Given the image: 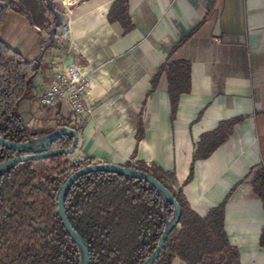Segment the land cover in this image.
<instances>
[{
	"label": "trees",
	"instance_id": "obj_1",
	"mask_svg": "<svg viewBox=\"0 0 264 264\" xmlns=\"http://www.w3.org/2000/svg\"><path fill=\"white\" fill-rule=\"evenodd\" d=\"M26 4L36 6L37 1L0 0V31L7 12L13 10L26 14ZM30 20L42 26L52 24L43 12ZM107 20L109 23L118 22L123 34L131 31L134 24L129 13V0H114ZM188 38V34L182 37L172 50ZM42 56L28 59L0 35V136L10 142L22 143L61 126L71 127L78 132V127L71 126L70 120H63V117L56 119L53 126L32 128L18 111L21 100H35L29 78L38 67L46 68ZM162 75L166 78L171 121L175 118L180 95L191 91V62L167 57L149 80L150 89L138 114L137 141L145 136L143 111L147 98L156 91ZM261 114L264 124V111ZM244 119L239 115L221 121L215 129L199 136L184 184L192 181L195 162L209 158L233 135L236 126ZM72 140L71 135H62L51 143L50 149H67ZM30 153L0 145V164ZM135 154L136 149L132 156ZM62 157L57 155L19 162L0 176V264H80L78 247L59 217L57 197L69 176L82 166L94 163V160L87 157L83 162L66 163ZM122 166L150 173L173 194L181 208L178 226L168 233L152 264H172L175 257L186 264H238V249L230 243L225 229L228 199L237 184L218 205L201 216L189 207L182 190L175 192L163 182L164 170L159 166H149L143 161ZM249 176L251 192L259 199L264 211L262 158L256 166L249 168L246 177ZM64 211L72 228L87 245L88 264H141L152 254L165 228L163 199L157 189L144 179L115 172L94 171L80 176L66 194ZM174 212V206L168 203L166 218L170 220ZM258 244L264 248V225Z\"/></svg>",
	"mask_w": 264,
	"mask_h": 264
},
{
	"label": "crops",
	"instance_id": "obj_2",
	"mask_svg": "<svg viewBox=\"0 0 264 264\" xmlns=\"http://www.w3.org/2000/svg\"><path fill=\"white\" fill-rule=\"evenodd\" d=\"M60 2L63 7L68 8L69 11L72 12L74 0H60ZM113 2L114 0H90L86 2L79 8L74 20H72L71 17L70 25L68 24L67 27L68 34L72 38L79 39L82 36L93 33H100L103 35V33L107 32V28L111 27L110 29H112L113 27V33L120 32V36L128 35L127 39H119L123 42H119L118 45H115V49L130 48L131 43L142 35L141 29L132 20L130 0L129 13L134 28L126 34H123V28L118 22L109 23L107 20V13ZM166 2H172L169 12L174 19L178 20V22H176L178 29L174 33L177 34L176 32H178V34H180L186 31L184 36L188 34L189 38L185 43L172 50L175 44L180 40L179 39L168 49L164 60L170 56V59H187L191 62V91L180 95L175 118L171 121L166 78L162 75L156 91L148 96L144 107L145 111L149 97L152 95H157L161 100L160 114L157 119L149 122L145 121L143 111L145 136L139 141L135 138L138 115L135 121H130L128 126L125 125L127 127L124 126L126 135H122L120 129H114L115 123L111 124V121L109 122L110 133L113 139L116 138L117 142L120 143L122 147H125V153L127 155H132L133 150L136 149V154L143 162L154 161L161 164L172 163L176 166V169L182 170L183 154L186 152L188 159L190 157L192 160L194 151L193 145L188 144V134L190 138L192 137L194 139L196 144L202 133L215 129L219 122L239 115L244 116V121L236 126L239 132L238 138L233 137L229 139L233 136L231 135L211 154V156L215 154L211 160L213 163L212 165L219 167L222 172L213 184H207L205 186V188L209 187L207 188L206 195L203 196L202 199L205 203V209L203 213H198L203 216L208 209L218 205L235 184L233 182L234 177L237 176V172L234 171L233 166L236 164L239 165V167L243 165L252 166L257 162V156L254 152V136L252 134L251 125L249 122L245 121L248 118H252L254 122L256 121L262 125L261 132L264 137L263 115L261 114V112L264 111V0H162V3ZM151 3L156 13L160 15L161 8L156 4L157 1L152 0ZM203 6H206L205 11L203 13L199 12L203 9ZM48 10H50L49 7ZM200 13L202 14V19L197 22L198 24H195V21L199 19L198 15H201ZM14 15L12 19L15 18L17 21L24 19V24L28 23L34 30L39 31L41 33L40 37L44 40V45L48 42L45 40L42 25L33 24L30 20L31 17L27 14L15 12ZM43 15L45 18L47 17L46 14ZM193 20H195L194 23ZM192 23L194 25H192ZM188 26L190 28L187 30ZM9 34H11L10 24L5 27L4 36L10 38L7 39L9 41L8 44L13 47L11 40H14V36L11 37ZM150 55L156 58L157 61L160 60L156 51H150ZM162 56H164V54ZM44 62L46 63V61ZM236 62H242V69H231ZM49 64L51 63H46V68ZM156 68L152 70V72L150 71V78L154 74ZM86 69L88 68H85V72L88 73L87 71L89 70L86 71ZM229 76L232 77L231 80L226 81L227 79L225 78ZM220 77L223 78L220 79ZM215 81L218 83L216 84ZM43 88L44 85L38 88L33 87L35 100H21L18 104V111L23 120L32 128L50 127L49 123H46L48 116H44V111L48 108L41 107L37 98V95ZM90 89L88 95L92 98L95 93L93 84L90 86ZM149 89L150 85L145 91L144 96ZM222 93L238 94L240 96L238 97L239 100L251 104L250 109L252 110V115H242V103H233L234 98L227 97ZM226 102H230L229 105ZM261 103L263 109H261ZM66 109L67 108H65V110ZM200 111H202L201 116L197 118ZM255 113L257 114L255 115ZM62 117L67 118V114H62ZM100 119L101 117L97 120ZM97 120L90 121L85 129L84 137L87 138L88 143H94L98 139V135L95 131ZM168 122L170 126L173 127V131L172 127L170 130ZM172 149L173 154L170 156ZM210 157L198 161H207ZM190 162L187 164L188 166ZM224 165L228 166L226 170H223ZM204 185L205 184H203V186ZM246 193L245 189L239 188L236 189L232 195L234 194V196L237 197L243 196ZM230 201L231 199L229 198L226 207L225 221ZM261 228L262 227L258 228L253 233H251V230H248L246 232L248 233L246 235L247 240H245L243 244L240 243L239 245V243H233L238 249L239 261L241 259L247 262V264H261L260 253L261 249H264L258 244ZM250 260H253V263H248ZM172 264L186 263L179 257H175L172 260Z\"/></svg>",
	"mask_w": 264,
	"mask_h": 264
},
{
	"label": "rangeland",
	"instance_id": "obj_3",
	"mask_svg": "<svg viewBox=\"0 0 264 264\" xmlns=\"http://www.w3.org/2000/svg\"><path fill=\"white\" fill-rule=\"evenodd\" d=\"M36 1V6L27 4L24 6L26 14L29 17H34L36 14L43 12V14H46V18L52 22V25L56 20L59 21L57 31L50 43L45 47V51L43 52L44 40L40 37L41 33L34 30L30 24H24V19L19 21L15 18L12 19V16H15L13 10L7 12V18L1 28V38L6 43H9L7 39L10 38L4 36V30L5 27L10 24L11 34L9 35L11 37L14 36V40H11L13 43L12 45L14 49L19 51L24 57L34 59L43 52V60L46 61V63H54L55 65L61 66L73 64L80 67L84 72L85 68H88L86 71H89H87L88 73H86L85 77H87L90 86L93 84L95 88V93L92 98L90 95L86 96V103L88 105L86 110H89V112L85 115L83 123L78 127V146L73 153L63 155L62 161L66 163H74L76 161L83 162L87 157L92 158L94 163L113 162L119 164H137L139 161H142L137 154L134 156L127 155L125 153V147H122V145L117 142L116 138H112L109 122L111 121V124L115 123L114 129L118 128L122 135H126V131H124L125 127L128 126L130 121H135L139 113L144 93L149 88L148 80L152 70L164 60L168 49L186 33V31L180 34H178V32H176L177 34L174 33L178 29L176 25L178 20L174 19L169 12L172 2L162 3V0H153L157 1L156 4L161 8V14L158 15L153 8L154 6L151 3L152 0H130L132 20L140 27L142 35L131 43L130 48L116 50L115 45H118L119 42H123L119 39H127L128 35L120 36V32L113 33V27L112 29H110L111 27L107 28V32L103 33V35L100 33H93L82 36L79 39L72 38L68 34L67 27L68 24L70 25L71 17L72 20H74L79 8L90 0H74L72 12H70L68 8L63 7L60 0H52L54 9L58 12L57 16L52 10H48L46 0ZM205 8L206 6H203V9L199 12L203 13ZM201 16L202 14L198 15L199 19L196 21L193 20V23L195 21V24H198L197 22L202 19ZM193 23L192 25H194ZM52 25H45L42 28L44 29L46 41L50 39L49 28ZM189 28L188 26L187 30ZM153 50L159 55V61L150 55V51ZM162 52L164 56H162ZM242 65V62H236L231 69H242ZM222 78L223 77H220V79ZM231 78L232 77L229 76L225 79H227L226 81H230ZM215 83L217 84L218 82L215 81ZM88 90H91L90 87ZM222 94L234 98L233 103H242V115H252V110L250 109L251 104L239 100L238 97L240 96L238 94ZM226 103L229 105L230 102ZM160 109L161 100L159 97H157V95L150 96L144 111L145 121L149 122L157 119L160 114ZM261 109H263L262 103ZM68 112L69 110L67 108L63 114L68 115ZM50 113L51 110L48 108L44 111V116H50ZM99 117H101V119L97 120ZM63 120H66V118L64 119L63 117ZM92 120H97L95 131L98 135V139L94 143H88L87 138L84 137V132L87 124ZM245 122H249L251 125L252 134L254 136V152L257 156V162L252 166L243 165L239 167L237 164L233 166L234 171L237 172V176L234 177L233 182L237 184L236 189L243 188L247 193L237 197L234 196V194L231 195L225 221V229L230 243H239V245L247 240L246 235L248 233L246 232L248 230H251V233H253L264 225V211L260 205L259 199L251 192L249 185L250 176L246 177L249 168L256 166L261 158L264 160V137L261 132L262 125L256 121L254 122L252 118H248ZM46 123L53 126L56 123V119H46ZM171 127L172 126L169 124L170 130ZM238 134L237 127L233 136L229 139L233 137L238 138ZM188 137V144L193 145L194 149V139L192 137L190 138L189 134ZM172 154L173 149L170 156H172ZM214 156L215 154L207 161L196 162L193 180L188 184H184V180L187 175V164L190 162L191 158L189 157L188 159L186 152L183 154L182 170L176 169V166L172 163L161 164L154 161L144 162L149 166L156 164L162 167L164 170L162 173L163 182L170 186L175 192L182 190V195L189 207L200 214L203 213L205 209V203L202 199L207 193V188H209H205V186L207 184H213L222 172L219 167L212 165L213 163L211 160ZM227 168L228 166L224 165L223 170ZM203 184L205 185L203 186ZM260 255L261 264H264V249H261ZM248 263H253V260H250ZM238 264H247V262L240 259Z\"/></svg>",
	"mask_w": 264,
	"mask_h": 264
},
{
	"label": "water",
	"instance_id": "obj_4",
	"mask_svg": "<svg viewBox=\"0 0 264 264\" xmlns=\"http://www.w3.org/2000/svg\"><path fill=\"white\" fill-rule=\"evenodd\" d=\"M46 3L49 9L52 10L53 13L56 14L57 16V11H55L54 9L52 0H46ZM58 24L59 21L56 20L49 29L50 39L44 45L43 50L50 43L52 37L56 32ZM24 129L26 130L25 126ZM65 134L71 135L73 137L70 147L67 149H50L51 143L58 137ZM78 142H79L78 132L75 129L67 126H61L59 128L54 129L48 134L36 138H28L27 141L22 143L10 142L0 136V145L13 150H18V151L26 150L31 152L29 155L16 156L2 162L0 164V176L19 162H23L30 159H46V158L55 157L57 155L71 154L76 150L78 146ZM94 171H108V172H115L127 176L139 177L151 183L162 196L165 228L152 254L143 263H141V264H152L159 255L168 233L173 228L178 226L181 215V208L179 204L176 202L173 194L162 183L156 180L150 173L111 162H95L89 165L82 166L81 168L77 169L72 175L69 176V178L62 184L60 191L58 193V197H57L58 214L62 221L63 226L66 228L67 232L72 237V239L74 240V242L78 247L80 254V264H88L89 261L88 248L84 240L81 238V236L70 225L64 211V200L70 187L80 176ZM168 203H171L175 208L174 215L170 220H168L165 215V208L167 207Z\"/></svg>",
	"mask_w": 264,
	"mask_h": 264
},
{
	"label": "built area",
	"instance_id": "obj_5",
	"mask_svg": "<svg viewBox=\"0 0 264 264\" xmlns=\"http://www.w3.org/2000/svg\"><path fill=\"white\" fill-rule=\"evenodd\" d=\"M85 75L86 72L73 64L61 66L51 63L46 69L38 67L29 81L35 88L44 85L37 95L38 103L51 110L53 119L62 117L65 108H68L70 125L79 127L89 112L86 110V96L90 84Z\"/></svg>",
	"mask_w": 264,
	"mask_h": 264
}]
</instances>
